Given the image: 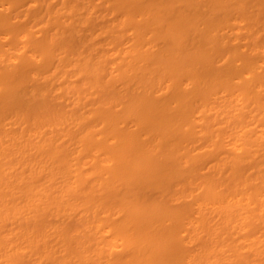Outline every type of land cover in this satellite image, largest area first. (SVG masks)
I'll list each match as a JSON object with an SVG mask.
<instances>
[{"label":"bare ground","instance_id":"bare-ground-1","mask_svg":"<svg viewBox=\"0 0 264 264\" xmlns=\"http://www.w3.org/2000/svg\"><path fill=\"white\" fill-rule=\"evenodd\" d=\"M0 264H264V0H0Z\"/></svg>","mask_w":264,"mask_h":264}]
</instances>
